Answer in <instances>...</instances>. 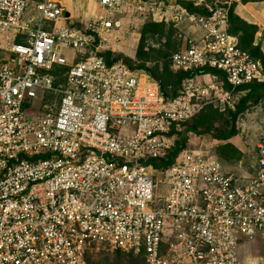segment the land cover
I'll return each mask as SVG.
<instances>
[{
    "label": "built area",
    "instance_id": "obj_1",
    "mask_svg": "<svg viewBox=\"0 0 264 264\" xmlns=\"http://www.w3.org/2000/svg\"><path fill=\"white\" fill-rule=\"evenodd\" d=\"M72 1L0 0V264H88L98 246L145 264H243L264 236V132L242 173L179 147L205 107L234 111L241 87L264 82L230 32L242 0L175 15L170 0H83L93 14L80 21ZM134 14L201 32L171 54V71L191 75L168 97L98 50Z\"/></svg>",
    "mask_w": 264,
    "mask_h": 264
},
{
    "label": "rangeland",
    "instance_id": "obj_2",
    "mask_svg": "<svg viewBox=\"0 0 264 264\" xmlns=\"http://www.w3.org/2000/svg\"><path fill=\"white\" fill-rule=\"evenodd\" d=\"M253 1L264 0H242L241 4ZM72 4L77 10L90 9L84 5L83 0H73ZM166 4L172 7L173 15L178 13L175 11L178 6L190 13L198 11L192 5V0H170L169 4ZM91 11H88L87 15L91 14ZM79 13L73 9L75 20H83L86 17ZM196 31L197 27L188 20L177 21L171 17L161 19L158 15H128L119 20L117 28L98 50L108 60H123L133 68L146 71L150 76L151 73L155 77L166 76L165 70L171 71V54L184 44L188 45L191 40L197 39ZM257 32L254 34V42ZM238 33L241 43L244 34L242 31ZM245 48L251 50V47ZM261 54L264 58V54ZM174 80L176 82L179 78L173 76L169 92L176 86L173 84ZM255 84H250L246 91L239 95V102L245 101L246 95ZM245 103L246 108L234 117L232 110L222 112L212 106L205 107L187 124L188 134L183 139L184 146L217 155L232 172L242 173L247 170L255 161L257 145L264 132V94L258 101L247 100ZM219 136L228 138L221 139ZM239 253L243 264L250 261L264 262V236H258L244 245ZM88 264H145V261L141 256L98 246L91 249Z\"/></svg>",
    "mask_w": 264,
    "mask_h": 264
},
{
    "label": "trees",
    "instance_id": "obj_3",
    "mask_svg": "<svg viewBox=\"0 0 264 264\" xmlns=\"http://www.w3.org/2000/svg\"><path fill=\"white\" fill-rule=\"evenodd\" d=\"M229 21H230V25H231L230 26V32L232 34L239 35V33H238L239 31H242V33L244 34V36L241 38L240 45L243 43V45H241V47L243 49L247 50L254 58L259 59L264 64V58L260 52V46L259 45H256V46L253 45L254 34H256V32L258 30L257 26L253 25V24H249L246 21L242 20L239 16H237L234 13V9H232L230 12ZM244 46L245 47H251V50L245 48ZM165 72H166V76L155 77L152 73H151V76L158 82L162 93L167 97H168V88L172 87L171 81L173 80V76L179 78V80L176 82L174 80L175 83H173V84H175L176 86H174L173 89H175L176 87H178L181 79L191 75V73H183V72L174 73L173 71H170V70L169 71L165 70ZM247 87H249V85L243 86V87H241V89H247ZM263 94H264V82L256 83L254 86H252L249 93L245 97V101L243 100V101L239 102L238 105L236 106L235 110L231 111V114L233 115V117L236 116L240 111H242L246 108L245 102L247 100L258 101ZM172 95H174V93H172ZM192 129L195 130L194 127H192ZM219 137L221 139L228 138V136H219ZM182 146H184V145L179 144V147H182Z\"/></svg>",
    "mask_w": 264,
    "mask_h": 264
},
{
    "label": "crops",
    "instance_id": "obj_4",
    "mask_svg": "<svg viewBox=\"0 0 264 264\" xmlns=\"http://www.w3.org/2000/svg\"><path fill=\"white\" fill-rule=\"evenodd\" d=\"M72 5L73 4L69 5L70 10L73 8L74 11H76L78 13L80 12L79 14L83 13L84 15H86V17H84V19H86L88 17V15H87L88 11H91V9L81 11V10H77L78 8L74 7ZM88 7H91V6H88ZM234 13L237 16H239L242 20L246 21L247 23H251V24L257 26L258 32H257V35L255 37L254 45L259 44L260 51L264 54V34H263V31H264V1H258V2L253 1V2H247L245 4H239V5L235 6ZM91 14H93V11H91ZM198 31H196L197 34L195 35V38H198L201 35V32L199 29H198Z\"/></svg>",
    "mask_w": 264,
    "mask_h": 264
},
{
    "label": "bare ground",
    "instance_id": "obj_5",
    "mask_svg": "<svg viewBox=\"0 0 264 264\" xmlns=\"http://www.w3.org/2000/svg\"><path fill=\"white\" fill-rule=\"evenodd\" d=\"M71 12L73 13V8L71 9Z\"/></svg>",
    "mask_w": 264,
    "mask_h": 264
}]
</instances>
